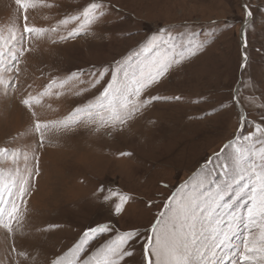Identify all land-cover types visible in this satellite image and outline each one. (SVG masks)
<instances>
[{
  "label": "rangeland",
  "instance_id": "374dc122",
  "mask_svg": "<svg viewBox=\"0 0 264 264\" xmlns=\"http://www.w3.org/2000/svg\"><path fill=\"white\" fill-rule=\"evenodd\" d=\"M88 2L58 0L61 5L58 8L30 9L29 24L55 25ZM105 2L111 5V17L103 29L108 34L103 40L77 39L57 45L50 41L39 43L34 52L26 54L27 63L21 60L16 87L35 94L47 86L49 76L62 79L72 70H87L90 66L111 65L126 59L161 28H174L173 34L178 40L182 37L183 43L195 32L197 41H205L210 46L153 90L154 95H180L182 100L156 102L135 123L130 134L112 139L81 131L54 138L40 153L41 175L33 181V194L28 199L27 209L37 228L28 236L9 235L8 239L0 230V250L14 246L37 258L39 250L49 257L67 250L89 225L112 218L109 205L92 196L100 184L114 190L118 186L136 197L138 203L128 208V215L114 221L121 230L139 226L143 232L179 185L193 181L209 169L219 180L223 172L221 164L232 165L229 153L233 150L224 148L239 134L237 110L230 109L227 103L232 93L240 90L244 101V108L240 110L246 111L249 120L257 122L259 112L264 111V0ZM246 3L253 16L245 28L243 5ZM18 11L15 0H0V48L9 49L14 43L12 34L19 37L22 31L23 21ZM242 31L247 33L246 48L241 42ZM245 55L246 67L243 66ZM0 75L5 81L12 78L8 73L0 72ZM101 90L100 86L93 89L87 84L54 89L59 95L44 98L45 107L39 109L41 119L63 118L75 107L93 101ZM18 100L17 92L7 104L0 105V149L18 153L17 164L0 157V181L18 180L24 175L25 156L29 158L27 167H32V153L28 151L30 114ZM221 101L230 110L222 112ZM120 150L134 152L135 158H117L115 153ZM217 155H220L219 161H216ZM210 159L214 163L206 164ZM246 199L247 191L240 197L233 196L229 202L234 208L240 205L238 210H242ZM149 200L154 207H146L145 202ZM49 224L60 227L52 232L38 231L39 227ZM246 232L241 225L231 233L225 246L218 250L219 256L234 257Z\"/></svg>",
  "mask_w": 264,
  "mask_h": 264
},
{
  "label": "snow or ice",
  "instance_id": "6c2138e0",
  "mask_svg": "<svg viewBox=\"0 0 264 264\" xmlns=\"http://www.w3.org/2000/svg\"><path fill=\"white\" fill-rule=\"evenodd\" d=\"M15 5L23 25L19 37L12 34L14 43L10 48H0V72L12 77L5 81L0 75V105L7 104L12 94L18 92L19 104L30 114L28 151L32 153V167H27L29 158L25 156L24 175L18 180L0 181V230L5 233V239L9 235L28 236L37 228L27 209L28 199L33 194V181L41 175L40 153L54 138L81 131L112 139L130 134L135 123L144 118L156 102L182 100L180 95H154L153 90L210 46L205 41H197L195 32L183 43L182 37L178 40L173 34L174 28H161L146 38L133 56L116 60L111 65L72 70L62 79L49 76L47 86L33 94L28 89L16 87L21 60L27 63L26 54L34 52L41 42L57 45L77 39L103 40L108 35L103 29L111 17V5L105 0H89L74 14L66 15L48 27L30 25L29 10L58 8L61 6L58 0L52 3L48 0H15ZM243 8L246 28L253 12L247 3ZM225 27H228L227 23ZM241 42L246 48V31L241 33ZM247 59L245 55L244 67ZM73 84H87L93 89L100 86L102 90L93 101L75 107L63 118L41 119L39 109L45 107L44 98L58 96L54 89ZM224 103L220 102L221 111L236 109L240 125L239 134L224 145L225 149L233 150L229 153L233 163L231 166L221 164V179H216L209 169L193 181L179 185L143 232L139 226L121 230L114 221V218L128 215V208L138 203L136 197L118 186L114 190L100 184L92 196L109 205L112 218L89 225L72 246L59 254L49 257L39 250L37 258L11 246L0 250V264H264V111L259 112L257 122L249 120L246 111L240 110L244 108V101L239 89L227 101L230 109H225ZM250 127L251 132L248 131ZM115 155L117 158H135V153L129 150H120ZM0 157L18 163V153L7 148L0 149ZM219 160L220 155H217L216 161ZM213 163L211 159L206 161V164ZM246 191L242 210H238L240 205L234 208L229 201ZM145 203L148 208L154 207L151 200ZM241 225L247 232L234 257L219 256L218 250ZM59 227L49 224L39 227L38 231L52 232Z\"/></svg>",
  "mask_w": 264,
  "mask_h": 264
},
{
  "label": "bare ground",
  "instance_id": "6f19581e",
  "mask_svg": "<svg viewBox=\"0 0 264 264\" xmlns=\"http://www.w3.org/2000/svg\"><path fill=\"white\" fill-rule=\"evenodd\" d=\"M43 176V175H42Z\"/></svg>",
  "mask_w": 264,
  "mask_h": 264
},
{
  "label": "water",
  "instance_id": "95a60500",
  "mask_svg": "<svg viewBox=\"0 0 264 264\" xmlns=\"http://www.w3.org/2000/svg\"><path fill=\"white\" fill-rule=\"evenodd\" d=\"M237 90V89H236Z\"/></svg>",
  "mask_w": 264,
  "mask_h": 264
}]
</instances>
